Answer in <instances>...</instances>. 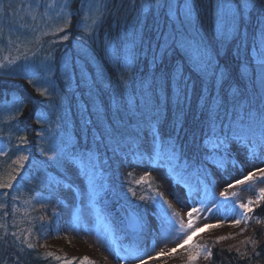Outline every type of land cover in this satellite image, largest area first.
I'll return each mask as SVG.
<instances>
[{"label": "trees", "instance_id": "trees-1", "mask_svg": "<svg viewBox=\"0 0 264 264\" xmlns=\"http://www.w3.org/2000/svg\"><path fill=\"white\" fill-rule=\"evenodd\" d=\"M236 2L240 10V0ZM85 3L86 0H74L70 10L76 14L71 17L70 25L63 34L69 36L67 44L75 53L77 51L74 43L79 42L82 35L84 12L81 9L85 8ZM156 3L157 0H150L149 11L145 14L141 9L140 0H135V5L133 0H113L109 3L110 8L118 4L122 6L114 15L109 16L102 26L96 28L92 36L83 41L88 48L87 51L101 62L107 80L101 82L89 62L93 83L90 88L82 86L83 82L76 68L75 80L70 87L64 86L61 76L57 74L55 77L60 80L62 86L60 93L54 94V108H48L49 101L39 95L36 87L26 78L0 75V104L17 103L20 107V115L9 123L10 127L18 125L20 131L12 138L7 155L0 156V181L7 180V173L18 167L12 164L16 159L18 136L27 135L29 140L27 148L30 152L25 167L16 174V180L12 181L14 188L0 189V203L6 205L4 209H0V224H5L9 233L24 230L27 235V230L31 229L29 238L37 245L35 249H28L26 245L17 243L7 253L0 247V258L8 259L9 264L17 255L21 264H64L65 260L80 264L84 258L92 264H105L94 244L76 235L60 232L52 223L50 217L52 209L43 202V196L47 195L48 191L38 183L37 176L42 171L53 172L59 176L63 173L40 151L41 148L48 149L46 146L48 137L54 142L55 147L61 146L62 142H68L76 146L74 151L77 153L88 149L96 152L106 188L98 193L94 203L121 249L133 248L138 244L135 235L126 230L125 219L119 210L122 197L116 193L121 183L117 165L118 153L133 150L131 146L133 144L141 145L139 133L143 132L149 120L155 119L154 105L157 100L155 96L149 100L143 94L142 80H150L153 73L159 75L161 72H170L178 63L183 64L185 75L190 76V84H194V88L189 91L188 98L182 101V111L177 108L175 94L171 88L168 89L166 97L161 96L158 101V127L165 138L169 136L176 138L177 154H183L179 163L183 165L187 160L192 164L187 172L182 173L184 181L196 180L204 185L212 184L210 163H200L203 156L201 144L206 120V113L203 110L205 101L201 99V94L208 96V92L204 91L207 82L202 81L199 74L192 70L191 64L180 51L165 55L155 66L151 63L152 49L158 48L157 36L161 30L169 31L170 25L166 5L161 9L156 7ZM194 8L198 37L211 50L209 55L212 57L215 70L217 72L223 70L225 73L223 86L214 88L212 95L219 94L223 97L229 113L228 119L232 118L234 104L253 111L264 108V89L259 85L260 75L255 70L254 62L258 46L254 44L253 39L254 37L256 40L259 39V22L264 19V0H256L255 7L248 14L240 10L243 16L240 21V35L227 43H223L217 35L214 0H194ZM134 17L142 24L139 29V26H136V31L131 36V20ZM105 40H110L119 48L118 55L111 48L105 47ZM127 41L136 43L138 59L133 61L131 72L125 73L128 84L122 87L119 86L122 70L118 69L125 61L121 54ZM232 87H238L243 93L235 101L230 94ZM78 94L82 95L81 100ZM81 104L85 105L84 112L80 110ZM41 111L50 113L49 124L41 125L36 122V115ZM178 116L181 126L177 134L173 123ZM136 124L140 125V129L134 131ZM111 128L119 131L109 135ZM42 130L43 140L36 135ZM198 166L207 173L206 178L203 173L197 176ZM177 172H181V169L178 168ZM129 185L137 195L127 194V202L135 210L143 202L138 199L139 195L162 193L160 185L150 180L142 184ZM5 192L9 193L7 197L3 195ZM13 196L17 198L13 200ZM252 208L247 223L242 221L238 226H234L233 222L216 223L220 226L198 233L189 245L177 247L175 253L168 254L170 250H167L163 255H157L156 264H187V248L191 244L206 246L212 253L207 260L201 255L195 264H264V202L253 204ZM257 220L260 222L257 223ZM2 234L3 230H0V235ZM220 237L228 239L219 240ZM21 247L24 248L23 252H19ZM47 253H52L53 256L49 257ZM55 256L62 259L56 260Z\"/></svg>", "mask_w": 264, "mask_h": 264}, {"label": "rangeland", "instance_id": "rangeland-1", "mask_svg": "<svg viewBox=\"0 0 264 264\" xmlns=\"http://www.w3.org/2000/svg\"><path fill=\"white\" fill-rule=\"evenodd\" d=\"M53 2L56 4V7L49 8L47 5ZM73 2L74 0H70V7ZM146 2L149 7L147 10H143L144 14L150 8V0H146ZM161 2L165 3L166 7L168 3H171L177 15L180 14V8L183 4L190 3L194 5V0H161ZM243 2L244 0H240V5ZM255 2L256 0H249L251 4L255 5ZM22 3L28 4L31 3V0H0V5H3L6 10V13L5 11H0V60H3L4 57H8L9 59L20 57L14 64H7L4 61L7 66L0 69V75L24 77L29 81L30 78H33V73H35L36 78L31 83L33 86L36 88L46 87L50 90L54 87L56 90L55 93H60L62 83L55 76L57 74L61 76L64 86H69V84L73 86L76 73L75 68L82 79V86L92 87L91 71L88 67L89 62L95 69L99 80L101 82L107 80L101 62L87 51L88 48L83 43L86 38L90 37L86 36L83 31V24L88 23V21L84 20V17L81 25L82 35L80 41L74 43L77 51L75 53L67 44V40L62 39L64 31L67 28L63 32L55 31L57 25L63 24V20L57 18L56 13L60 10L59 6L64 3V0H35V3L30 8L25 7L21 9ZM220 3L236 5V8L232 9L233 12H237L239 8L236 0H214L217 35L223 43H227L237 36L227 35L226 25L224 27L225 34L223 36L221 35L219 27L221 21L218 18L217 9V5ZM87 4L88 0H86L85 8ZM251 9L244 11L248 14ZM225 12L227 13V10ZM33 16L35 17L34 20L32 19ZM225 19H227V15H225ZM22 24L25 26L22 27ZM141 24L142 22L137 17L132 18L131 36L136 31V26H139V29L141 28ZM174 27L183 31L189 40L202 42L206 46V43L199 39L197 34L198 27L195 8L190 25L181 28L178 21L173 23V20H170L169 31H172ZM45 32L48 34L44 35L43 33ZM133 44L136 45L133 41H127L124 46L121 54L124 60L128 55L127 48L133 46ZM207 49L209 53L211 50L209 48ZM111 50L116 55L119 54V48H116L114 43L111 45ZM182 54L184 55L183 52ZM25 56L27 59H25ZM66 79L68 83H66ZM45 80L49 83H40ZM259 85H261L260 77ZM261 88L264 89V86L261 85ZM78 97L81 100L82 95L78 94ZM19 108V104L17 103L0 104V146H7L8 150L12 138L17 136L16 126L10 127L9 123L13 120L9 121L8 117L15 115ZM80 110L81 112L85 111L84 104H81ZM139 134L141 135V145L133 144L131 145L133 150L118 153L117 165L121 183L116 193L122 197L120 205H129L127 202V194H132L128 191L130 188L129 184H137L136 181L140 180L145 173H149L150 175L147 176L144 183L150 180L152 183L156 182L160 185L162 189L161 199L171 204V208L168 209L169 215L172 212H179V219L183 220L185 225L188 223L187 213L193 207L199 209L201 207V200L204 201L206 208H211V211H198L193 213L194 228H202L205 224L233 222V217L221 206L227 204V209L230 210L232 208V201H225L220 196V192L224 190L227 183L243 178L249 171L264 167V160L251 159L247 154V149L243 145L232 143L229 146L231 153L230 159L236 162V167L230 164L227 167V171H223L215 164H210L211 185H204L201 181L196 180L181 182L179 179L180 176L170 172L168 165L164 167L159 166L162 162L157 156L158 150L145 151V149H151V137L148 132L143 130ZM46 146L48 148H55L54 142L49 137L46 139ZM56 165L63 173L62 176L47 171H42L37 176L38 183L48 191V194L43 196V202L52 209V215L50 216L52 223L58 231L76 235L94 244L105 260V264H156L157 255L177 248L178 244L183 243V234H181L180 239H173L169 235L170 225L161 215L159 205H154L151 201H143L144 203H140L137 210L129 205L140 215L143 225L141 231L134 233L138 240V244L133 247L136 249L137 258L124 259L127 253L113 240L105 221L94 203L98 193L106 188V181L101 177L102 171L100 170L99 162L96 170L95 187L79 171L78 165ZM40 166L42 167L43 164L41 163ZM49 178H53L58 183L50 186ZM67 184H71L72 187H65ZM255 187L256 189L264 187V183L257 181ZM205 188H207L208 192L207 198L205 197ZM197 192L199 193L198 195L196 194ZM231 192H236V199L242 203H246L249 198L254 199L258 195V191L255 189L248 190L247 185L231 188L229 189V193ZM238 211L242 212V209ZM114 213L117 215L115 211ZM226 215H228L227 219H225ZM173 219L175 220L176 218L173 217ZM174 228H179L178 220ZM126 230L128 231V229ZM128 232L131 233L130 231Z\"/></svg>", "mask_w": 264, "mask_h": 264}, {"label": "snow or ice", "instance_id": "snow-or-ice-1", "mask_svg": "<svg viewBox=\"0 0 264 264\" xmlns=\"http://www.w3.org/2000/svg\"><path fill=\"white\" fill-rule=\"evenodd\" d=\"M113 0H88L87 7H82V11L84 12V20L88 21V23L83 24V31L86 36H92L95 28L102 26L103 23L106 22L109 16L114 15L115 11L119 10L121 4L115 5L114 8L109 7V3H112ZM35 3V0H31V3L21 4V9L25 7H31L32 4ZM133 5H135V0H133ZM49 8L56 7V4L49 3L47 5ZM60 10L56 13L57 18L63 20L62 25H57L55 31L63 32L70 24L71 17L76 13L71 12L70 9V0H64V3L59 6ZM149 7L146 0H141V9L147 10ZM157 8L163 9L165 7V3H162L161 0H157L156 3ZM255 5L249 3V0H244V2L240 5V10H248L250 8H254ZM236 8V5H225L220 3L217 5L218 9V18L221 23L219 25L221 30V35L223 36L224 27L227 26V35H240V21L243 19L242 14H240V10L237 12H233L232 9ZM227 10V13L225 12ZM0 11H5L3 5H0ZM194 11V5L190 3H185L180 8V14L177 15L176 11H174V6L171 3L167 4V13L170 20H173V23L179 22L181 28H184L192 23V14ZM47 15V13H45ZM225 15H227V19H225ZM34 20L35 17L33 16ZM260 26L258 28L259 39L256 40L254 37V44L257 47V55L254 59L256 64V71L260 75L261 85L264 86V19L259 22ZM24 27L25 25H21ZM47 35L48 33H43ZM68 35H64L62 37L63 40H68ZM83 38V37H82ZM143 43V41H141ZM157 44L158 48L153 47L152 49V57L151 63L155 66L158 62L162 61L165 55L171 54L175 51L183 52L188 62L192 66V70L197 72L202 81L207 82V87L204 91L208 92V96L205 97L203 93L201 94V99L205 101L204 111L206 113V120L203 132V143L201 144V148L203 150V156L201 158V164H215L220 170L227 171V167L231 164L233 167H236V162L233 159H230V149L229 146L232 143H237L243 145L247 149V154L253 160H264V108L257 109L253 111L248 108L245 109L244 106L233 105V113L232 118L228 119L229 113L225 106V101L223 97L219 94L212 95V90L217 87H222L225 82V73L223 70L217 72L215 70V65L213 63L212 57L208 53V49L202 42H193L188 39V36L178 28H173L172 31H164L161 30L157 36ZM112 42L110 40H105V47L111 48ZM128 55L125 58V61L122 65L119 66L118 70H122V74L119 77L120 85L122 87H126L128 84V79L125 76V73H130L132 70L133 61L138 59V52L135 49V45L127 48ZM17 59L20 57H16L15 59H9L8 57H4L3 60H0V69L5 68L7 64H14ZM25 59L27 57L25 56ZM35 73H33V78L29 79V83H33V79H35ZM190 76H186L184 72L183 64L178 63L173 66L170 72H161L159 75L156 73L152 74L151 79L142 80V91L145 96L148 97L149 100L155 96L157 103L154 105L155 119L149 120L145 131L148 132L151 137V149H145L146 152L157 150V156L159 160L162 162L159 166L164 167L165 165H169V171L176 173L180 176V181H184L183 172H187L189 168L192 167L190 161L185 160L184 164L181 165L179 162L182 158V153L180 155L177 154V143L176 138L173 136H169L165 138L159 130V99L161 96H165L169 88L174 91L177 108L182 111V101L188 98L189 91L194 88V84H190ZM41 84L49 83L48 81H41ZM66 83H68L66 79ZM70 87V84H69ZM231 87V86H230ZM36 91L39 95L46 97L49 101L48 108H54L55 104L53 100L55 99L54 93L55 88L52 87L51 90L46 87H37ZM159 93V95H157ZM231 96L233 100H237L243 93L242 90L238 87H232ZM223 113V115H222ZM20 115V110L16 111L15 115H11L8 117L9 121L14 120L17 116ZM50 113L41 111L36 115V122L41 125L50 123ZM228 119V122L225 123V120ZM181 126V121L179 116L173 123L174 129H176L177 134L179 128ZM59 127V125H57ZM140 125L136 124L134 126V131L139 130ZM16 131L19 132V126L17 125ZM119 130L116 128H111L109 131V135L113 132H118ZM38 137L42 140L44 138V131H39L36 133ZM103 135V134H102ZM138 139V135L136 137ZM16 145V159L12 161V164L17 165L12 169L11 172L7 173V180L0 181V189H12L14 185L12 181L16 180V174H19L21 169L25 167V162L29 160L30 152L28 151L27 145L29 144V140L27 135L18 136ZM102 142V136H101ZM75 145H71L68 142H62L61 146H57L55 148L49 147L47 150L41 148L40 151L43 152L46 156H48L49 161H52L55 164H63L65 166L70 165H78L79 171L83 174L85 178L88 179L89 183L95 187V179H96V170L98 168V156L96 152L92 149H88L84 152L77 153L74 151ZM115 151V149H114ZM8 149L7 146H0V156L7 155ZM27 153V154H26ZM11 167V166H10ZM180 168L181 172H177V169ZM15 173V174H14ZM207 176V173L204 172L202 167L196 168L197 176L201 175ZM149 173H145L144 176L140 178V180L136 181L137 184H142L145 182ZM259 181L260 183H264V167L256 168L255 170L249 171L247 175L243 176L241 179H237L234 182H229L224 187V190L220 192V196L224 198L225 201H232V208L227 209V204L221 205L224 207L228 214L233 217L234 226H238L242 221L247 223L250 219L248 216L249 213L253 211V204H260L264 202V187H259L256 189V183ZM58 183L53 178H49L50 186L52 184ZM247 185L248 190H256L258 191V195L255 199L249 198L246 203L238 202L237 193L231 192L229 193V189L235 188L237 186ZM65 187L71 188V184L65 185ZM151 187V185H149ZM191 190V188H189ZM129 192L132 193L133 196H136V192L133 191L132 188L128 189ZM199 194L198 192L196 193ZM5 197L9 195V193H3ZM208 192L207 188H205V197L207 198ZM162 193L156 192L155 195H139L138 199L140 201H151L154 205L158 204L161 215L170 225L169 235L173 239H180L181 234H183V243L178 244L177 247L182 248L185 245H189V242L192 241L193 237L200 232L205 230L219 227V224H205L202 228H194L193 225V213L202 212V211H211V208H206L204 201H200L201 207L199 209L193 207L188 213V223L184 224L183 220L179 219V212H172L169 215L168 209L171 208V204L163 201L161 199ZM17 197L13 196L12 199L15 200ZM43 206V205H42ZM215 206V204H214ZM6 207L5 204L0 203V209H4ZM242 209L240 212L238 210ZM7 215V213H5ZM173 217L176 219L174 220ZM239 217V218H237ZM228 218V215L225 216V219ZM43 217H41V220ZM179 221V228H174L175 223ZM260 221L257 220V223ZM0 230H3V234L0 235V247L3 248L4 252H8L12 249L17 243L21 245H26L28 249H35L37 247L36 244L31 242L30 235L31 229H28V234L25 235L24 230L13 231L11 233L8 232L7 226L5 224H0ZM142 230V225H141ZM174 230V234H173ZM190 230V231H188ZM23 237V238H22ZM219 240L228 239V237H220ZM251 243H255V241H250ZM24 248L21 247L19 252H23ZM124 251L127 253V256L124 259H136V249L134 248H125ZM177 251L176 248L170 249L168 254L175 253ZM188 258L187 264H195V261L203 255L204 259H209L212 255L211 250L206 246H202L200 244H191L187 248ZM159 255H163L160 253ZM246 255V254H245ZM257 255H259L257 253ZM47 256H53L52 253H47ZM56 260H61L62 258L59 256L54 257ZM0 264H9L8 259L0 258ZM11 264H21L20 257L17 255L15 258L11 259ZM64 264H73L72 260H65ZM80 264H92L91 261H88L87 258H84L80 262Z\"/></svg>", "mask_w": 264, "mask_h": 264}, {"label": "water", "instance_id": "water-1", "mask_svg": "<svg viewBox=\"0 0 264 264\" xmlns=\"http://www.w3.org/2000/svg\"><path fill=\"white\" fill-rule=\"evenodd\" d=\"M122 213L127 220L128 229L131 232H139L141 230V219L133 210H131L127 205L121 206Z\"/></svg>", "mask_w": 264, "mask_h": 264}]
</instances>
